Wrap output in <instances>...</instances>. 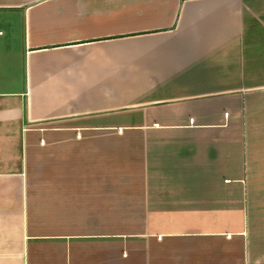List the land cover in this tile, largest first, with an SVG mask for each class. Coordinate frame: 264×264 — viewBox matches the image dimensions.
<instances>
[{"label":"crops","instance_id":"1","mask_svg":"<svg viewBox=\"0 0 264 264\" xmlns=\"http://www.w3.org/2000/svg\"><path fill=\"white\" fill-rule=\"evenodd\" d=\"M249 164L264 0H0V264H264Z\"/></svg>","mask_w":264,"mask_h":264},{"label":"rangeland","instance_id":"2","mask_svg":"<svg viewBox=\"0 0 264 264\" xmlns=\"http://www.w3.org/2000/svg\"><path fill=\"white\" fill-rule=\"evenodd\" d=\"M157 16L159 15L146 14L145 16L136 18L134 14V16L131 18V22H135L137 24L140 20L142 24H146L157 18ZM141 66L142 64L137 63L134 64L133 68H141ZM138 80L142 82L146 79L142 78ZM247 166H245L246 175H243V178L245 179L244 182L248 183V188L243 189V193L236 194L237 200L240 199L239 196H243L242 203L238 206V210L227 212V223L225 226L226 229L224 228V230L233 232L241 230V228L246 225L250 232V253L254 259L255 255H264V174L261 172L258 175L254 174L253 172L255 171V167L253 166L251 170L253 174L251 175L248 172L251 164ZM228 208L229 207H227V210ZM243 209L245 210V214L248 215V218L245 221L242 218ZM240 245L241 241H239V239H235L233 242H227L225 250L227 248L228 251L236 249V258L243 259L242 253H238V248Z\"/></svg>","mask_w":264,"mask_h":264},{"label":"built area","instance_id":"3","mask_svg":"<svg viewBox=\"0 0 264 264\" xmlns=\"http://www.w3.org/2000/svg\"><path fill=\"white\" fill-rule=\"evenodd\" d=\"M229 237V236H228Z\"/></svg>","mask_w":264,"mask_h":264}]
</instances>
